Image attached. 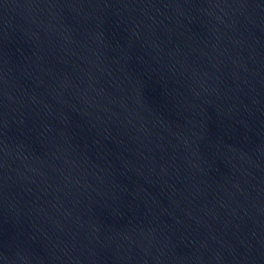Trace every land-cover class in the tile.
<instances>
[{
	"label": "water",
	"instance_id": "water-1",
	"mask_svg": "<svg viewBox=\"0 0 264 264\" xmlns=\"http://www.w3.org/2000/svg\"><path fill=\"white\" fill-rule=\"evenodd\" d=\"M0 264H264V0H0Z\"/></svg>",
	"mask_w": 264,
	"mask_h": 264
}]
</instances>
